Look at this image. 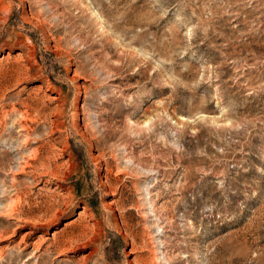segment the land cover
Returning a JSON list of instances; mask_svg holds the SVG:
<instances>
[{
  "label": "rangeland",
  "instance_id": "1",
  "mask_svg": "<svg viewBox=\"0 0 264 264\" xmlns=\"http://www.w3.org/2000/svg\"><path fill=\"white\" fill-rule=\"evenodd\" d=\"M0 264H264V0H0Z\"/></svg>",
  "mask_w": 264,
  "mask_h": 264
},
{
  "label": "bare ground",
  "instance_id": "2",
  "mask_svg": "<svg viewBox=\"0 0 264 264\" xmlns=\"http://www.w3.org/2000/svg\"><path fill=\"white\" fill-rule=\"evenodd\" d=\"M147 122H148V121H147ZM147 122H146V123H147ZM146 123H145V124H146ZM147 124H148V123H147Z\"/></svg>",
  "mask_w": 264,
  "mask_h": 264
}]
</instances>
